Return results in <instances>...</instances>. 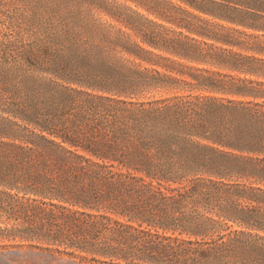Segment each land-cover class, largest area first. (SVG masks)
Returning a JSON list of instances; mask_svg holds the SVG:
<instances>
[{"label":"trees","instance_id":"obj_1","mask_svg":"<svg viewBox=\"0 0 264 264\" xmlns=\"http://www.w3.org/2000/svg\"><path fill=\"white\" fill-rule=\"evenodd\" d=\"M182 1L264 31V0ZM173 20L204 39L264 54V42L221 34L200 18ZM137 34L180 58L264 78V58ZM127 45L159 57L136 41ZM190 77L146 86L235 98L135 101L127 86L92 79L83 84L113 95L65 88L63 103L49 110L1 109L0 212L14 224L0 229L80 264H264V188L225 179L254 173L264 183V81L219 71Z\"/></svg>","mask_w":264,"mask_h":264},{"label":"rangeland","instance_id":"obj_2","mask_svg":"<svg viewBox=\"0 0 264 264\" xmlns=\"http://www.w3.org/2000/svg\"><path fill=\"white\" fill-rule=\"evenodd\" d=\"M174 18L182 23L203 24L206 21L221 34L264 42V31L212 17L182 0H0V111L49 110L63 103L60 95L65 88L113 95L114 92L92 90L83 84L92 79L127 86L126 93L131 94L127 98L135 101L189 94L235 98L175 84L146 86L148 81L167 83L168 78L173 77L192 80L190 73L219 71L264 81L262 77L236 73L211 63L189 61L141 42L138 28L148 35L180 39L203 50L206 47L202 42L207 41L217 48H231L264 58V54L204 39L179 26ZM128 39L160 58L131 52ZM225 175L230 182L264 188V183L259 182L254 173ZM13 224L0 212V228ZM8 235L0 229V264H80L79 259L51 254L33 247L35 242Z\"/></svg>","mask_w":264,"mask_h":264}]
</instances>
